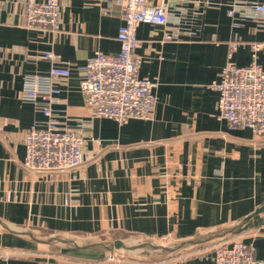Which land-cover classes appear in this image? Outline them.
Masks as SVG:
<instances>
[{
  "label": "crops",
  "instance_id": "1",
  "mask_svg": "<svg viewBox=\"0 0 264 264\" xmlns=\"http://www.w3.org/2000/svg\"><path fill=\"white\" fill-rule=\"evenodd\" d=\"M204 1L172 0L176 39H163V25L138 27L139 75L155 83L157 100L150 119L120 124L92 115L80 81L96 50L119 53L122 1L60 0L54 33L25 27L27 0H0V264H148L111 260L114 250L86 245L179 243L219 231L230 234L224 242L241 238L264 258V211L254 214L264 205V136L220 119L211 86L230 41L247 44L234 54L237 65L252 62L250 43L264 39V19L229 16L230 0ZM47 52L71 69L56 82L53 116L85 138L82 165L61 173L24 165V133L45 127L46 117L42 99L20 93L26 74L49 73ZM257 62L264 68V49ZM218 244L190 246L157 264H212Z\"/></svg>",
  "mask_w": 264,
  "mask_h": 264
},
{
  "label": "built area",
  "instance_id": "2",
  "mask_svg": "<svg viewBox=\"0 0 264 264\" xmlns=\"http://www.w3.org/2000/svg\"><path fill=\"white\" fill-rule=\"evenodd\" d=\"M124 23L117 38L120 41L118 54H106L96 50L83 67L80 89L91 113L97 117L111 118L120 124L132 118L150 119L156 103L155 83L139 75L142 57L137 52L138 27L142 23L164 26L163 39H176L179 21L172 15V0H121ZM205 0L204 3H212ZM229 16L237 12L253 19H264V0H230ZM264 26V22H259ZM25 27L42 32L61 31L60 0H27ZM245 41L229 43L228 59L212 87L219 92L220 119H225L232 128L248 127L257 136H264V68L257 62L259 51L264 49V39L251 42L253 60L239 66L233 57ZM45 58L53 64L47 74H26L21 98L37 101L42 99V112L46 125H32L24 133L26 156L24 165L38 173H61L79 168L83 163L85 138L73 129L62 128L52 113V104L59 93L57 80L67 79L69 66L61 65V58L47 52ZM212 264H264V258L256 256V247L235 238L214 247ZM116 260L115 255L110 256Z\"/></svg>",
  "mask_w": 264,
  "mask_h": 264
},
{
  "label": "water",
  "instance_id": "3",
  "mask_svg": "<svg viewBox=\"0 0 264 264\" xmlns=\"http://www.w3.org/2000/svg\"><path fill=\"white\" fill-rule=\"evenodd\" d=\"M263 211H264V205L259 207L255 211L254 214H257V213H260ZM253 215H250L249 217H247V219L244 222H246ZM236 229H237V227L234 228L233 231H235ZM225 233H228V231ZM219 237L220 238L224 237V232L223 233L216 232V233H212V234H209L206 236L196 237L193 239L181 241L177 245H174V246L159 245V244H155V243L150 242V241L127 244L126 242H124L122 240H115L114 242L108 243V244L107 243H90V244H87L86 247H99V248H103V249H106L109 251H113L116 249H126V250L131 251V250H136L139 248H150L153 250H160L164 253L172 254V253H175V252L180 251L182 249L188 248L190 246L203 244V243L209 242V241L216 239V238H219Z\"/></svg>",
  "mask_w": 264,
  "mask_h": 264
},
{
  "label": "rangeland",
  "instance_id": "4",
  "mask_svg": "<svg viewBox=\"0 0 264 264\" xmlns=\"http://www.w3.org/2000/svg\"><path fill=\"white\" fill-rule=\"evenodd\" d=\"M219 233H223V231H219ZM230 238V234L224 233V237L213 239L207 243L210 246L214 244H218L219 242H224ZM146 241L153 242L159 245H166V246H174L177 245L178 242H170L168 239H149ZM146 241H138L134 243L146 242ZM131 244V243H128ZM115 254L116 260H125L129 262H138V263H159L165 259H168L170 256L175 255L174 253L168 254L164 253L160 250H153L150 248H139L136 250H126V249H117L113 251ZM177 253V252H175Z\"/></svg>",
  "mask_w": 264,
  "mask_h": 264
}]
</instances>
